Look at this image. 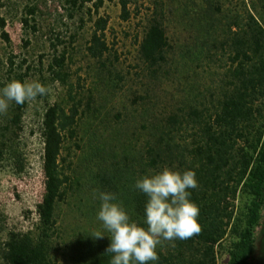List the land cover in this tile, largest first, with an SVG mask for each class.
<instances>
[{
  "label": "trees",
  "instance_id": "trees-1",
  "mask_svg": "<svg viewBox=\"0 0 264 264\" xmlns=\"http://www.w3.org/2000/svg\"><path fill=\"white\" fill-rule=\"evenodd\" d=\"M114 1L67 0L74 12L87 11L91 16L93 31L87 53L103 67L112 52L107 41L110 23L99 14ZM119 5L122 20L129 21L131 0H119ZM152 10L137 41L145 97L133 101L136 109L131 112L138 116L127 113L142 126L141 137L132 134L141 147L130 141L129 129L120 130L121 115L116 118L117 143L124 145L120 153L114 148L107 153L97 128L90 149L98 166L90 172V184L95 190L115 193L131 219L147 227L148 197L135 188L136 181L165 166L181 173L193 170L199 187L188 191L200 209L202 231L176 240L175 247L164 242L157 248L158 261L149 264H262L264 0H243L237 9L226 7L222 0H157ZM29 13L35 15L36 10ZM1 22L0 36L9 41L5 21ZM66 52L49 67L66 94L42 117L44 194L37 205V222L27 232L9 234L2 253L6 264H60L65 240L58 207L69 200L81 181L66 166L67 144L77 138L84 119L90 115L99 120L103 114L93 107L91 92L86 95L75 88ZM224 59L228 69L214 93L192 85L178 102L173 98L169 100L174 104L163 102L165 86L188 81L191 73L210 70ZM28 77V73L15 76L20 81ZM27 108L28 102L19 105L13 101L7 114L0 115V168L7 164L19 174L27 162L22 147ZM241 200L242 212L237 205ZM101 232L103 238H94L92 232L84 236L72 257L75 264H110L113 254L106 249L111 240L103 227Z\"/></svg>",
  "mask_w": 264,
  "mask_h": 264
},
{
  "label": "rangeland",
  "instance_id": "rangeland-1",
  "mask_svg": "<svg viewBox=\"0 0 264 264\" xmlns=\"http://www.w3.org/2000/svg\"><path fill=\"white\" fill-rule=\"evenodd\" d=\"M155 1L131 0L132 15L127 22L121 18L119 0L107 3L100 11L99 16L109 18L107 41L112 50L104 61L106 67H103L87 53L93 31V20L87 11L74 12L67 0H0V30L1 20H4V31L10 39L6 41L0 36V89L16 79L17 74L26 73L29 75L27 80H38L52 88L49 95L28 102L22 134V147L27 159L25 171L19 174L7 164L0 168V264H6L2 253L9 234L13 231L27 232L37 222L36 209L44 194L42 117L49 106L61 101L66 94L65 87L53 80L49 67L53 59L64 51H67L68 73L75 88L86 95L91 92L95 102L93 107L103 114L99 120L90 115L84 119L77 138L67 144L70 150L65 155L66 166H71V172L81 181L69 200L58 207L59 224L65 240L60 264H75L72 257L84 236L89 232L102 231V222L97 219L101 201L94 198L95 189L90 184V172L96 171L98 166L91 158L90 139L98 128L99 141L106 142L107 153L112 148L120 153L124 145L123 142L117 143L119 128L116 118L121 115L120 130L129 129L130 141L139 143L141 147L140 140L133 139L132 134L140 136L142 126L127 113L136 109L133 106L135 98L145 97L144 67L138 59L137 41L142 37L144 24ZM222 1L226 7L237 9L243 0ZM30 9L36 10L35 15L29 13ZM226 69L227 60L224 59L210 70L191 73L188 81L185 79L182 83L165 86L162 89L165 95L160 92L165 97L163 102L172 101L170 103L174 104V100H169L172 98L178 102L192 85L214 93ZM134 115L138 116L135 113L131 116ZM237 205L242 212V200Z\"/></svg>",
  "mask_w": 264,
  "mask_h": 264
},
{
  "label": "clouds",
  "instance_id": "clouds-1",
  "mask_svg": "<svg viewBox=\"0 0 264 264\" xmlns=\"http://www.w3.org/2000/svg\"><path fill=\"white\" fill-rule=\"evenodd\" d=\"M52 91L38 80L12 79L0 89V115L8 112L11 102L23 105ZM193 170L182 173L165 166L160 172L138 179L135 188L146 194L145 219L142 226L131 219L115 193L94 190V198L101 201L97 219L111 240L106 252L111 253L110 264H149L158 261V246L176 240L189 239L202 231L198 217L200 209L191 199L189 189L198 188ZM103 238L101 231L92 234Z\"/></svg>",
  "mask_w": 264,
  "mask_h": 264
},
{
  "label": "water",
  "instance_id": "water-1",
  "mask_svg": "<svg viewBox=\"0 0 264 264\" xmlns=\"http://www.w3.org/2000/svg\"><path fill=\"white\" fill-rule=\"evenodd\" d=\"M263 242H264V238H263ZM262 264H264V259H263V262H262Z\"/></svg>",
  "mask_w": 264,
  "mask_h": 264
}]
</instances>
